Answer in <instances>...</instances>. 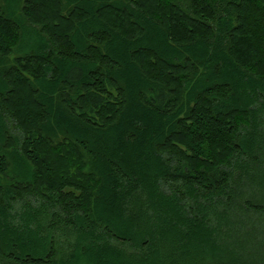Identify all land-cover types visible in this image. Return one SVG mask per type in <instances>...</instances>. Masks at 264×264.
<instances>
[{"label": "trees", "instance_id": "1", "mask_svg": "<svg viewBox=\"0 0 264 264\" xmlns=\"http://www.w3.org/2000/svg\"><path fill=\"white\" fill-rule=\"evenodd\" d=\"M0 264H264V0H0Z\"/></svg>", "mask_w": 264, "mask_h": 264}, {"label": "rangeland", "instance_id": "2", "mask_svg": "<svg viewBox=\"0 0 264 264\" xmlns=\"http://www.w3.org/2000/svg\"><path fill=\"white\" fill-rule=\"evenodd\" d=\"M240 89H241V88H240ZM247 93H248V95H251L252 92L247 90ZM118 142H119V143H121V142L124 143V142H125V141H124V138L119 139ZM125 146H126V150H125V151H127V153H129L130 155H134V156L137 157L138 152L136 153L135 148H136V149H140V148L138 147V145H137V147H136V145H134V144H132V145L129 144V145H125ZM59 149H60V147H59ZM147 160H148V159H146V160L143 161V165H144L145 167H147V166H146V164H147ZM213 239H214V237H213ZM205 246L207 247V250H209V246H208V245H205ZM222 249H223V248H222ZM221 259L224 260V259H226V258H221ZM226 260H228V259H226Z\"/></svg>", "mask_w": 264, "mask_h": 264}]
</instances>
